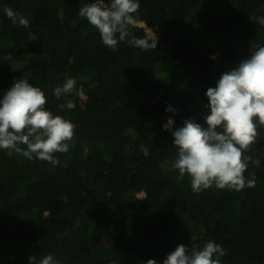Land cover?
<instances>
[{
	"label": "trees",
	"instance_id": "obj_1",
	"mask_svg": "<svg viewBox=\"0 0 264 264\" xmlns=\"http://www.w3.org/2000/svg\"><path fill=\"white\" fill-rule=\"evenodd\" d=\"M89 2L0 0V98L26 78L76 125L55 167L0 150V264L47 254L61 264H162L178 245L209 240L225 249L221 264H264V126L245 153L260 162L244 173L255 187L240 192L194 193L187 175L177 179V148L163 131L170 119L203 124L207 89L264 46V26L252 20L264 0H140L157 49L116 51L78 15ZM6 7L30 26L13 25ZM68 77L83 95L57 100L50 94ZM66 99L74 110L58 109Z\"/></svg>",
	"mask_w": 264,
	"mask_h": 264
},
{
	"label": "clouds",
	"instance_id": "obj_2",
	"mask_svg": "<svg viewBox=\"0 0 264 264\" xmlns=\"http://www.w3.org/2000/svg\"><path fill=\"white\" fill-rule=\"evenodd\" d=\"M139 9L140 0H91L80 7L78 15L98 31L103 45L112 51L119 43L142 50L157 49L158 36L139 18ZM4 14L13 25L30 26L29 19L12 8L6 7ZM252 20L264 26V16ZM137 28H143L142 37L134 35L133 29ZM77 84L76 78L68 77L50 95L57 100L72 94L82 96ZM206 97L203 124L185 119L181 127L175 128V121L170 119L163 128L165 133H171L172 145L177 148L171 165L179 173L177 179L187 175L194 193L213 187L236 192L255 187V177L244 173L249 162H260L245 153L256 141L258 127L264 126V46L258 45L235 68L221 74L216 86L207 89ZM46 105L44 90L26 78H14L13 85L0 98V150H14L28 160L47 161L55 167L59 161L54 154L70 150L76 125ZM57 107L60 111L74 110L76 103L66 99ZM165 114L175 116L176 110L168 107ZM225 255L223 246L214 240L202 247L180 244L162 264H221ZM29 262L61 264L52 254L39 260L30 256ZM144 264L157 261L148 259Z\"/></svg>",
	"mask_w": 264,
	"mask_h": 264
}]
</instances>
